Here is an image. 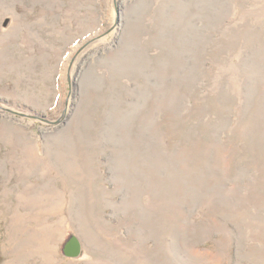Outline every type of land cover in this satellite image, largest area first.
Masks as SVG:
<instances>
[{
  "label": "rangeland",
  "instance_id": "1",
  "mask_svg": "<svg viewBox=\"0 0 264 264\" xmlns=\"http://www.w3.org/2000/svg\"><path fill=\"white\" fill-rule=\"evenodd\" d=\"M0 264H264V0H0Z\"/></svg>",
  "mask_w": 264,
  "mask_h": 264
},
{
  "label": "water",
  "instance_id": "2",
  "mask_svg": "<svg viewBox=\"0 0 264 264\" xmlns=\"http://www.w3.org/2000/svg\"><path fill=\"white\" fill-rule=\"evenodd\" d=\"M76 240L75 239H73V241H72V244L69 246V248H68V255L69 256H71V257H77L78 255H79V247H78V245H77V243L75 242ZM75 245H76V247H77V250L74 248L75 247Z\"/></svg>",
  "mask_w": 264,
  "mask_h": 264
},
{
  "label": "bare ground",
  "instance_id": "3",
  "mask_svg": "<svg viewBox=\"0 0 264 264\" xmlns=\"http://www.w3.org/2000/svg\"><path fill=\"white\" fill-rule=\"evenodd\" d=\"M165 216V215H164Z\"/></svg>",
  "mask_w": 264,
  "mask_h": 264
}]
</instances>
